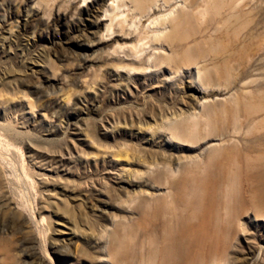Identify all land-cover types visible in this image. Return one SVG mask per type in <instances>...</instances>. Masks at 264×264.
<instances>
[{"label":"rangeland","instance_id":"rangeland-1","mask_svg":"<svg viewBox=\"0 0 264 264\" xmlns=\"http://www.w3.org/2000/svg\"><path fill=\"white\" fill-rule=\"evenodd\" d=\"M166 1L0 0V264H139L140 202L176 193L164 170L219 164L239 197L263 196L264 0ZM179 8L187 37L170 44L149 25ZM260 218L246 202L220 264H264Z\"/></svg>","mask_w":264,"mask_h":264},{"label":"bare ground","instance_id":"bare-ground-1","mask_svg":"<svg viewBox=\"0 0 264 264\" xmlns=\"http://www.w3.org/2000/svg\"><path fill=\"white\" fill-rule=\"evenodd\" d=\"M169 1L167 0L166 2L169 3ZM132 2L136 9L145 11L149 7H153L156 0H132ZM220 4H222V1ZM186 17L187 14L180 11V8L178 10L174 9L163 18L152 21L149 27L164 26V31H167L163 34L165 36L168 35L165 39L171 44L187 37L185 26L191 19L189 20ZM187 54L190 55L189 53ZM169 58L170 55H163L162 60L166 61ZM198 78L200 77L198 76ZM201 78L203 77L201 76ZM208 108L209 106L207 105ZM180 122L182 121L178 120L174 123H168V129L175 138L184 140L185 134L183 133L182 135L183 130ZM196 126L197 123H194L193 127ZM215 152L214 156L220 154ZM221 155H224L228 160L237 162V160L241 159L246 163L249 162L248 157L242 158L239 152L233 148L225 149V152H222ZM212 158L213 156L209 158V161ZM2 159L0 151V163ZM212 168L215 172L214 174L207 170L198 179L194 175L187 174L176 183L171 180L174 177V171L164 170L160 172L163 173L162 176L164 175L162 177L163 181H160V176L157 178L158 180H155V183L160 181L161 186L166 185L169 188V192L176 189V193L161 198H155L153 197L154 195H150L148 199L140 202L139 264H220L223 262L225 254L230 247L225 243V239L232 240L235 226H237V230L241 226V223H236L235 219L241 209L244 208L245 203L247 202L252 206L254 213L260 216V219L264 218V214H261L262 208L256 205V203L263 205L264 194L257 198L251 195V199L246 201L242 196L239 197L238 194H235L238 171L233 172L224 169L219 164L212 165ZM183 169L184 167L182 166L181 169H177V172L184 173L186 170L182 171ZM217 184H222L223 186L229 184L228 187L234 189H230L226 198L224 197L220 200L215 195ZM32 218L37 223L33 213ZM215 233L220 235L215 236ZM109 238L112 241L109 254L113 256L115 263L129 262L131 254L127 245H125L127 242L124 236L121 237L120 233L112 231L109 234ZM145 243H148V247H144ZM146 248L147 252L143 253L142 251ZM43 251L45 257L52 262L47 250L43 248Z\"/></svg>","mask_w":264,"mask_h":264}]
</instances>
